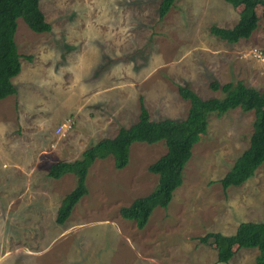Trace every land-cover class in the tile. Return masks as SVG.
<instances>
[{
    "label": "rangeland",
    "instance_id": "obj_1",
    "mask_svg": "<svg viewBox=\"0 0 264 264\" xmlns=\"http://www.w3.org/2000/svg\"><path fill=\"white\" fill-rule=\"evenodd\" d=\"M159 2L40 0L51 23L46 32L18 18L15 40L22 56L15 82L27 85L24 92L33 101L22 107L24 122L13 98L0 100L8 98L10 106L8 113L0 110V264H255L257 247H238L221 262L216 249L198 239L207 231L232 233L242 220L264 219V161L241 184L224 190L219 181L249 144L252 109L209 116L182 183L142 228L122 217L119 207L155 186L158 175L148 164L165 152L164 140L132 142L122 168L111 154L95 158L87 193L63 223L56 221L75 175L49 176L50 163L73 160L137 120L140 97L152 118H181L189 102L179 83L203 97L221 95L210 88L213 79L264 88L260 6L256 28L229 42L210 26L233 25L241 6L174 0L160 19ZM48 111L51 123L44 127ZM62 121L63 132H55Z\"/></svg>",
    "mask_w": 264,
    "mask_h": 264
},
{
    "label": "trees",
    "instance_id": "obj_2",
    "mask_svg": "<svg viewBox=\"0 0 264 264\" xmlns=\"http://www.w3.org/2000/svg\"><path fill=\"white\" fill-rule=\"evenodd\" d=\"M233 6H241L237 21L231 26L211 24L215 35L229 42L237 41L241 35H249L258 24L257 7H261L264 18V0H227ZM174 0H160L158 16L161 19L172 6ZM37 32L51 29L40 6V0H0V99L16 92L12 78L19 71L20 57L15 32L18 18ZM31 59V55H23ZM220 96L203 97L188 83H179V94L188 100L189 106L184 117L164 116L152 118L140 97L137 120L129 125H120L113 136H104L86 147L73 160H57L49 165L48 175L60 177L66 172L75 175V185L66 192L58 206L56 221L63 223L70 215L76 202L87 193L86 175L89 166L97 157L113 156L116 168L124 167L129 161V149L134 141L148 143L164 140L166 150L148 164V170L158 175L155 186L146 194L134 197L130 203L119 207L120 215L134 220L142 228L156 206L166 207L173 192L183 181V169L190 158L192 147L207 131L209 116L221 115L231 108L253 110V130L249 144L235 158L229 169L219 178L224 190L230 185H238L251 177L255 169L264 161V88H258L242 79L209 82ZM200 242L216 249L217 261L226 262L238 247H257L255 264H264V219L242 220L232 233L207 231L198 236Z\"/></svg>",
    "mask_w": 264,
    "mask_h": 264
},
{
    "label": "crops",
    "instance_id": "obj_3",
    "mask_svg": "<svg viewBox=\"0 0 264 264\" xmlns=\"http://www.w3.org/2000/svg\"><path fill=\"white\" fill-rule=\"evenodd\" d=\"M20 65H21V63H20ZM16 75H17V73H16ZM16 75H14L13 78H12V81H13L14 85L16 86V92L15 93H12V94H8L5 97L8 96V98H13V101H14L13 108H14V110L16 112V116L20 117L24 122H27V119L28 118L27 117H24V115H21V112H23L24 109H25V108H22V107H26L27 105L31 104L32 101H33V99L32 98H29L26 95V93L24 92V89L23 88L25 86H27L26 84H25V86H23V85H17V83L15 82ZM5 97H3V98H5ZM8 98L5 99V100L0 101V110H2V111L5 110V112L7 111V113H8V108L10 107L8 105V102L9 101L7 102ZM10 112H11V114H13L11 110H10ZM50 112L51 111H48L47 114H46V116H45V118H44L48 122L47 125L46 124H43L44 127L49 126L50 123H51V121L49 119ZM62 122L64 123V121H62ZM59 124L60 123H56V125H59ZM24 209H26V208H24Z\"/></svg>",
    "mask_w": 264,
    "mask_h": 264
},
{
    "label": "built area",
    "instance_id": "obj_4",
    "mask_svg": "<svg viewBox=\"0 0 264 264\" xmlns=\"http://www.w3.org/2000/svg\"><path fill=\"white\" fill-rule=\"evenodd\" d=\"M257 55H260V53L258 52V53H256ZM64 123H62V124H59L58 126H56L55 127V132H57V133H62L63 132V128H64Z\"/></svg>",
    "mask_w": 264,
    "mask_h": 264
}]
</instances>
